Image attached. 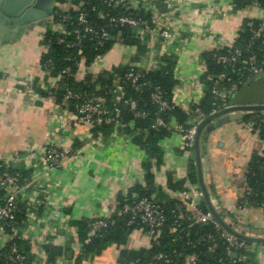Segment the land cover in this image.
Returning <instances> with one entry per match:
<instances>
[{
    "label": "crops",
    "instance_id": "0c3cea01",
    "mask_svg": "<svg viewBox=\"0 0 264 264\" xmlns=\"http://www.w3.org/2000/svg\"><path fill=\"white\" fill-rule=\"evenodd\" d=\"M230 1L183 0L172 14L176 32L171 46L179 43L178 53L172 55L176 58L177 81L172 102L185 112L203 96L201 53L230 43L244 19L262 13L258 8L231 13ZM61 8L58 0L38 3L0 0V154L21 153L27 146L37 149L49 142L78 145V157L64 160L60 168L47 170L38 165L29 171L28 177L38 185L34 191L36 197L47 206L37 209L39 221H28L31 224V238L25 241L28 255L33 257L32 264H119L122 251L148 248L149 239L143 229L127 230L124 243L109 245L79 261L81 247L74 223L95 219L113 221L118 217L117 202L121 197L136 187L147 189V162L152 163L148 171L153 185L167 198H183L191 188L199 189L194 153L183 149L180 136L171 133L158 142L157 162L149 161L147 153L122 128L98 145L85 147L82 139L86 127L68 125L65 110L46 94L41 96L35 84L40 79L47 82L42 77L41 56L45 52L42 39ZM159 8L167 11L164 4ZM4 9H12L14 14H7ZM19 20L25 23L19 24ZM14 26L26 28L17 37L12 30ZM128 58V51L114 46L107 62L113 68ZM18 81L23 85L18 86ZM206 127L200 137L199 151L203 182L212 205L234 215L233 221L239 230L264 229L263 210L237 208L243 174L252 157L253 141L249 132L237 120L210 130ZM192 166L195 183L189 180ZM177 183L183 191L170 188ZM151 198L156 199L157 192L151 193ZM201 203L203 198L199 199ZM64 224L70 230L61 229ZM43 239L51 240L48 245L63 251L54 263H49L46 254L37 247V242ZM248 251L253 254L255 264H264L263 244H251Z\"/></svg>",
    "mask_w": 264,
    "mask_h": 264
},
{
    "label": "built area",
    "instance_id": "2783aa9c",
    "mask_svg": "<svg viewBox=\"0 0 264 264\" xmlns=\"http://www.w3.org/2000/svg\"><path fill=\"white\" fill-rule=\"evenodd\" d=\"M58 1L62 6L61 12L72 11L74 16L70 14L62 15L59 20H55L52 23L50 30L60 34L62 40L67 37L73 39L71 43L67 44V47L77 48L74 58V69L67 67L55 77L50 76L48 69L43 70L42 77H46L47 82L40 79L35 84L45 92L46 96L55 105L65 110L67 113L65 121H67L68 125L86 127V134H84L82 139L85 147L98 145L104 138L110 137L118 128L123 127L119 104L126 106L131 115V120L144 119L147 116L146 112L138 109V101L136 99L126 98V86L131 87L135 92L148 91V100L151 105L156 107L158 112L177 107L174 103L170 105L165 101L160 89L157 86H153L150 81L145 80L143 75L145 72L155 71L163 65L164 57L178 53L179 43H177L176 47L171 46L173 35L176 32L172 26L171 17L177 8L176 5L183 0H102V3L111 10L121 9L123 13L108 17L109 23L100 27L95 26L89 20L88 14L91 11H96V9L92 7L90 11H87L84 0ZM161 4L167 6V11L160 10L159 6ZM254 8H256V4L246 6L243 10L237 11L233 9L230 3L228 10L231 13H240L250 12ZM140 11L144 13V18L135 17L134 14ZM106 17L107 15L103 11H97V18L99 20H104ZM247 19H257L260 22L257 27H254L252 22L247 23V26L250 28L253 38L262 37L264 33V10H262L261 14ZM112 25L117 27V29L115 30L110 27ZM123 27L128 28L131 37L136 41L135 44L126 45ZM86 39L93 41L97 49L101 48L105 43H110L111 47L118 46L124 51H128L129 58L122 61L118 66L126 67V71L123 74L114 73V69L117 67L111 68L107 62L109 51L105 54H97L86 65L82 50V44ZM157 41H160V44ZM233 44L234 38L230 43L227 42L217 49H213L217 51L226 48L228 50L225 54H214L212 56V60L217 65H240L242 71L239 68L237 81L226 87L218 84L223 81H229L225 73L207 76V80L214 83L212 95L221 106L218 110H213L211 114L229 106V99L240 89L238 86L242 83L241 79L245 74L249 79L264 76V56L262 59H258L255 54L244 57L243 51L238 48H234L229 52ZM47 62L51 64L50 61ZM202 67L204 73L205 65L203 62ZM108 74H112V84L109 92L112 101L115 103L112 109H109L105 105L104 99L96 95L95 92L100 89L99 85H95L93 91L87 93L85 91L73 92L71 89L65 88L63 84L66 78H71L76 82L83 81L86 75L91 77L92 83L98 76L105 77ZM174 78L176 80L175 70ZM17 85H23L22 81H18ZM205 89L206 87L204 86L203 92ZM58 90H64L59 103L56 101V92ZM243 113V117L249 116L248 120L242 124L249 132L253 141L252 156L264 160V135L260 132L264 126V111H247ZM193 114L195 115V119L186 125H175L171 130L172 133L180 136L181 147L187 151L193 150L198 123L208 116L201 113L198 109H195ZM101 125L112 126V132L108 136L101 134L94 135L91 129ZM168 127L167 122L160 116H156L150 126L154 130L168 129ZM147 132V130H144L143 134L146 135ZM134 134L135 132L128 133V136L132 138ZM78 155L79 151L74 150L71 145H59L53 142H49L37 149L27 146L21 153L0 154V264H24L26 255L19 248L17 242H25L31 238V224L28 221H39L36 217L37 209L47 206L46 203H42L36 197V192L34 191L38 188V185L29 177L23 176L22 172L33 171L38 165L47 170L57 169L61 167L64 160L78 157ZM251 162L250 160L243 174V189L239 195L238 209L241 208V205H247L246 198L252 195L246 178L250 174ZM201 198L202 193L200 189L191 188L187 195L183 198L178 197L176 200L182 201L185 204L192 224L211 225L219 237L228 245L235 249L249 250L251 244L237 240L229 235L222 229L208 210L203 211L201 209L199 204V199ZM117 206L119 207L118 214L126 218L127 226L140 228L145 231L149 239L148 247L151 244L156 245L158 243L165 216L162 209L153 200L142 197L136 198L132 202L124 200L120 203L118 201ZM213 208L223 221L229 225V214L227 211L218 206H213ZM248 208L252 207L249 206ZM261 208L264 210V203L261 205ZM21 210L25 214V219L18 222L16 215ZM183 218L182 214L177 216V221L174 222L170 229L171 233H176L180 229L179 221H183ZM64 225L60 228L65 230L67 229V225ZM105 226V220H93L90 224V235L95 237L99 230ZM231 227L239 230L237 226ZM67 230L70 229L68 228ZM204 241L210 244V252L216 248V243L211 237H207ZM50 242L51 240L48 239L38 241L37 247L39 251L44 253L42 247L51 244ZM153 259L156 262L161 261L163 264H173L167 255L161 253L156 254ZM195 261L194 255L188 258L189 264H195ZM130 264L134 263L131 262Z\"/></svg>",
    "mask_w": 264,
    "mask_h": 264
},
{
    "label": "trees",
    "instance_id": "16d2710c",
    "mask_svg": "<svg viewBox=\"0 0 264 264\" xmlns=\"http://www.w3.org/2000/svg\"><path fill=\"white\" fill-rule=\"evenodd\" d=\"M78 1V0H77ZM87 11H90L92 7H95L96 11H91L88 14L89 20L97 27L108 24V17L114 16L116 14H122L121 9L111 10L109 7L102 3V0H84ZM230 3L234 10H243L246 6L256 4V8L264 10V0H231ZM97 11H103L107 17L104 20H99L97 18ZM64 14H70L74 16L72 11L61 12L58 11L54 19L57 21ZM137 18H144L143 12H138L134 14ZM252 22L254 27L259 26L260 22L257 19H244L240 30L237 32L236 37H234L233 47L229 49L231 52L234 48H238L243 51V56L255 54L258 59H262L264 56V33L262 37L253 38L250 28L247 23ZM113 29H117L113 25L110 26ZM123 35L125 38L126 45L135 44V40L131 37L128 28L123 27ZM73 39L67 37L62 40V37L57 32L51 30H46L44 37L42 39V45L45 46V52L41 56V66L43 70L48 69L50 71V76L55 77L59 75L65 68L71 67L74 69V58L76 56L75 47H67V44L71 43ZM110 43H105L101 48L97 49L93 41L86 39L82 44L83 55L85 57V64L88 65L92 59L97 54H105L111 49ZM228 50L226 48L221 50H211L201 53V61L205 65V72L202 75V82L206 87L203 92V96L198 104L191 106L188 112L183 111L178 107H173L163 112H158L156 107L150 104L148 100L149 92L143 90L141 92H135L131 87L126 86V98L136 99L138 101V109L147 113L144 119L131 120V115L128 110L119 104L120 108V118L123 124L122 129L124 132L132 133L135 132L134 136L131 138L142 150H144L150 160H155L157 162L158 155H160V149L158 142L163 137L172 133V127L175 125H186L191 120L195 119L193 111L198 109L204 115H209L213 110H218L221 106L212 95V88L214 83L207 80L208 75H217L220 73H225L229 78L228 82L218 83L220 86H228L237 81L238 69L240 65L232 66H222L217 65L213 60L212 56L214 54H225ZM50 61L51 64H48ZM163 65H161L157 70L145 72L143 78L150 81L153 86H157L162 92L163 98L170 105H172L173 90L177 85V81L174 78V69L176 66V58L173 56H168L163 58ZM126 67H117L114 69V73L123 74L126 71ZM242 71V69H241ZM242 83L238 86L241 88L245 83L249 82V77L245 74L241 79ZM65 88L71 89L73 92L91 93L95 85H99V91L95 92L96 95L104 99L105 105L112 109L115 103L112 101L110 95V87L112 84V74L107 76H98V78L91 83V77L86 75L83 81L76 82L71 78H66L63 81ZM37 92L41 96H45V92L41 89H37ZM64 90H58L56 92V101L60 102ZM230 101V99H229ZM156 116H160L168 124V129H151L150 126ZM249 116L243 117L239 122L245 123ZM113 130L110 125L95 126L91 129L94 135L101 134L103 136H108ZM147 130V134L144 135L143 131ZM261 134L264 135V126L261 128ZM77 150L78 145L72 147ZM250 164V174L247 175V182L251 189L252 195L246 198L247 205L242 206V209H248L251 206L253 209H260L261 205L264 203V160L259 159L256 156L251 157ZM151 162H147L146 165V187L147 189L136 187L132 193H129L125 197H121L119 202L127 200L132 202L136 198L146 197L153 200L163 211L165 216V221L161 227V234L158 243L151 244L148 248H143L137 251H122L119 257V264H163L161 261L156 262L153 258L156 254L167 255L173 264H189L188 258L192 255L195 256V264H255L253 254L245 249H235L228 245L222 238L219 237L218 233L214 230L211 225H200L192 224V220L189 217L188 210L182 201H177L174 198H167L159 189H157L151 179V174L148 169L151 166ZM262 168V169H261ZM23 176H29V172H22ZM254 174V175H252ZM190 182H196L195 167L192 166L189 173ZM171 189L182 190L180 183L176 185H170ZM183 191V190H182ZM157 192V198H151V193ZM203 211H207L206 205L204 203L200 204ZM119 208V207H118ZM264 211V210H263ZM229 214V225L237 226L233 218L234 215ZM182 214L183 221L180 222V229L176 233H171L170 229L175 221H177V216ZM24 212L21 210L16 215L18 222L23 220ZM119 220L122 223H119ZM93 220H81L75 222V227L77 228L78 241L81 245V252L79 255V261L82 259L89 258L103 251L106 247L112 244H122L126 239L127 230L133 229L135 227H129L126 225V218L124 216L118 215L113 221H106V226L99 230L97 235L94 237L90 235V224ZM239 227V226H238ZM241 228V227H240ZM207 237L214 239L216 243V248L210 252V244L204 241ZM19 248L25 253L26 259L24 264H32L33 257L28 255V249L25 246V242H17ZM249 244V243H248ZM44 253L46 254L47 261L49 263H54L57 258L60 257L63 252L61 248L52 245H45L43 247Z\"/></svg>",
    "mask_w": 264,
    "mask_h": 264
},
{
    "label": "water",
    "instance_id": "95a60500",
    "mask_svg": "<svg viewBox=\"0 0 264 264\" xmlns=\"http://www.w3.org/2000/svg\"><path fill=\"white\" fill-rule=\"evenodd\" d=\"M39 1L40 0H36V3H38ZM34 6H36V4ZM4 11L10 15L14 14L12 9H4ZM22 17H25V15ZM24 23L25 22L23 20H19V24ZM12 28L13 32L18 37L26 27L24 26L18 28L14 26ZM124 107L126 108V106ZM247 111H264V76H258L250 79L249 82L245 83L237 91V93H235L230 98L228 107L208 115L198 123L195 133L193 153L196 165L198 185L207 210L213 215L222 229H224L229 235L233 236L237 240H241L249 244L264 245V229H250L248 227H245L244 229L235 230L230 225H227V223H225L223 219L214 211L202 176L199 142L203 129L207 126L206 130H210L211 128H215L230 121H239L244 116L243 112Z\"/></svg>",
    "mask_w": 264,
    "mask_h": 264
}]
</instances>
